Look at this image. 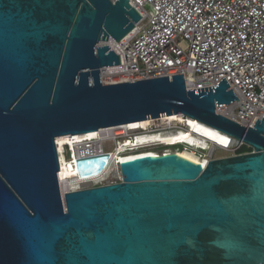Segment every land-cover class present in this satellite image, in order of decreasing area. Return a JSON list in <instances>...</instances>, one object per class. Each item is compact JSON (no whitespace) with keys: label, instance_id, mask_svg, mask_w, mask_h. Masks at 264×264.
Masks as SVG:
<instances>
[{"label":"water","instance_id":"water-1","mask_svg":"<svg viewBox=\"0 0 264 264\" xmlns=\"http://www.w3.org/2000/svg\"><path fill=\"white\" fill-rule=\"evenodd\" d=\"M141 18L129 0H0V264H264V117L217 113L239 100L225 78L104 84L107 42ZM173 114L253 152L123 157L122 181L64 194L58 137Z\"/></svg>","mask_w":264,"mask_h":264},{"label":"built area","instance_id":"built-area-1","mask_svg":"<svg viewBox=\"0 0 264 264\" xmlns=\"http://www.w3.org/2000/svg\"><path fill=\"white\" fill-rule=\"evenodd\" d=\"M129 2L142 18L118 48H114L120 55L121 64L101 69L104 84L183 74L187 89L191 90L215 86L225 78L230 85L228 90L232 89L239 100L216 105L217 113L245 127H254L258 119H263L264 0ZM161 117L150 118L153 121L146 126L126 124L103 128L95 131L94 136L83 134L81 141L65 143L62 154L58 151V155L71 165L88 171L102 155L121 154L132 148L142 135L164 130L178 131L190 125L185 115L176 121L165 116L167 118L163 122ZM226 136L227 142L211 146L207 153L198 152L207 161L214 159L212 150L216 149L229 152V156L253 152L249 146L250 151L239 153V149L247 144ZM158 139L152 142L141 139L140 142L155 143L152 147L158 148V143L162 142ZM106 141H112L114 145L106 148ZM127 154L123 153L121 158ZM111 176H114L112 180L92 186L122 181L121 169L118 168Z\"/></svg>","mask_w":264,"mask_h":264},{"label":"bare ground","instance_id":"bare-ground-1","mask_svg":"<svg viewBox=\"0 0 264 264\" xmlns=\"http://www.w3.org/2000/svg\"><path fill=\"white\" fill-rule=\"evenodd\" d=\"M107 43L110 45V47L112 49H114L116 47L118 48V45H119V42H116V41H114V42L108 41ZM167 117L169 118L170 121H176V120L181 119L182 115L181 114H173V115H167ZM167 117H165V116L161 117L163 122L165 121V119ZM156 119H158V118H156ZM156 119H154V120H156ZM152 121H153V119H145V120H140V121H134V122H131L130 124L132 127H136V126H140V125L146 126V125H149ZM189 122H190L191 127L189 129H183V130H186L190 134H193V135L201 138L202 140H199V138H193V136H189V134H185V132H181V130H179V132H177V130H164V131H162L163 133L162 132H159V133L151 132V133H147L145 135H142L141 139L147 140V142L150 140L149 142H152V141L156 140V136H157L158 138H160L158 140H163L162 142H165V143L169 142V141H172V143H176L177 141L178 142H187V144H189V145H188V148L185 149V151L192 153V154H194L200 158H203V156L198 154L196 152L195 148H201L203 150H206L205 148H208L209 145H211L209 141L225 143L228 140V138L225 134H222L221 132L215 133L214 131L216 129H214V128H212V127H210V126H208V125H206V124H204V123H202V122H200L194 118H189ZM216 131H218V130H216ZM89 133H90L89 134L90 136H94L96 134L94 131L89 132ZM160 133H162V134H160ZM82 135L83 134H72V135H66V136L58 137L56 139V144H57V149L60 152V154H62L63 145L65 143H67V142L73 143V142L78 141V140L81 141V138L83 137ZM181 136H183V138H181ZM65 138H69V139L71 138V139L70 140H59V142H57L58 139H65ZM189 138H193V140H197V142H201V146H199V144H195V146H194L193 142H189ZM141 139L139 140V142H137V145L143 144L140 142ZM203 140L206 142H203ZM207 143H208V147H207ZM58 144H61V145H58ZM203 146H205V148H203ZM149 152H152V151L147 150L144 152L128 153L127 155H123V156L128 157V156L139 155V154H144V153H149ZM204 152H207V151H204ZM59 160H60V164H61L60 175H61L64 194H65V192H68V191H74V190L81 189V188H83V187H81V185L88 184L87 183L88 181H85V180L82 181L81 179H78L76 177L77 176L76 167L71 165L68 161H65L63 156H60ZM120 163H121V160H120ZM96 174H97V171H96ZM104 179L107 180L106 178H100V179H96L93 181H96V182H94L96 184V183H100V182L105 181ZM79 185H80V187H79Z\"/></svg>","mask_w":264,"mask_h":264},{"label":"clouds","instance_id":"clouds-1","mask_svg":"<svg viewBox=\"0 0 264 264\" xmlns=\"http://www.w3.org/2000/svg\"><path fill=\"white\" fill-rule=\"evenodd\" d=\"M190 127H191L190 125H186V129H189ZM222 134H224V133H222ZM209 142H210L211 145H209V147L206 150H203L201 148H195V147L194 148H195V150L199 151L200 153H207V152H204V151H208V149L211 146L215 147L216 145L221 144L220 142H213V141H209ZM141 143H143V142H141ZM158 144H159V147L163 148V149L164 148L166 149L168 146H173V145H175V146H183V150H184V147L188 148V144H186V142H176V143L160 142ZM153 145H155V143H149V144L143 143L141 145H137V143H136V144H134L132 146V148H128L123 153H130V152L131 153H136L137 151H143L144 152V151H147V150H153L154 149L152 147ZM134 150H136V152ZM123 153H121V154H120V152H117V153H106L105 155H102L100 157V159L96 162V164L93 166L94 168L92 167L88 171H86L83 168L76 167V171H77V176L76 177L78 179H81L82 181L83 180L88 181L87 183H89V182H93V180L103 178L104 176H111L113 172H115L118 168H120V158L122 157ZM96 171H97V174H96Z\"/></svg>","mask_w":264,"mask_h":264},{"label":"rangeland","instance_id":"rangeland-1","mask_svg":"<svg viewBox=\"0 0 264 264\" xmlns=\"http://www.w3.org/2000/svg\"><path fill=\"white\" fill-rule=\"evenodd\" d=\"M204 125V124H203ZM177 132H179V130L177 131ZM181 132H185V134H189V136H193V138H199V137H197V136H195V135H193V134H190L189 132H187L186 130H183V129H181ZM215 133H220V132H218V131H214ZM156 138H157V136H156ZM181 138H183V136H181ZM193 138H189V142H193V145L195 146V144H199V146H201V142H197V140H193ZM71 139V138H70ZM69 138H65V139H58V141L57 142H59V140H70ZM139 138L137 139V141L139 142ZM199 140H202L201 138H199ZM159 141H161V140H159ZM163 141V140H162ZM203 142H206V141H204L203 140ZM186 144H187V142H186ZM58 145H61V144H58ZM114 144H113V142L112 141H106V142H104V146L106 147V148H108V147H112ZM189 145V144H188ZM175 147H179L180 149L181 148H183V146H175V145H173V146H168L167 148L168 149H170V148H175ZM207 147H208V143H207ZM203 148H205V146H203ZM205 149H207V148H205ZM160 150H164L163 148L161 149L160 147L159 148H154V150H150V151H152V152H154V151H160ZM135 152H136V150H134ZM213 151V157H214V159H216V158H224V157H228L229 156V152H226V151H224V150H221V149H216V150H212ZM131 153V152H130ZM197 153L198 154H200L198 151H197ZM103 178H106L108 181H110V180H112L113 178H114V176H104ZM102 180V179H101ZM105 180V179H104ZM94 182H96V181H93V182H89L88 184H84V185H81V187H83V188H86V187H91L92 185H93V183Z\"/></svg>","mask_w":264,"mask_h":264},{"label":"trees","instance_id":"trees-1","mask_svg":"<svg viewBox=\"0 0 264 264\" xmlns=\"http://www.w3.org/2000/svg\"><path fill=\"white\" fill-rule=\"evenodd\" d=\"M180 151H183V148L179 149ZM251 148L247 145H243L240 149H239V153H243V152H246V151H250Z\"/></svg>","mask_w":264,"mask_h":264},{"label":"flooded vegetation","instance_id":"flooded-vegetation-1","mask_svg":"<svg viewBox=\"0 0 264 264\" xmlns=\"http://www.w3.org/2000/svg\"><path fill=\"white\" fill-rule=\"evenodd\" d=\"M176 148V147H175ZM162 149V148H161ZM165 149V148H164Z\"/></svg>","mask_w":264,"mask_h":264}]
</instances>
